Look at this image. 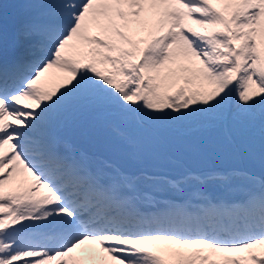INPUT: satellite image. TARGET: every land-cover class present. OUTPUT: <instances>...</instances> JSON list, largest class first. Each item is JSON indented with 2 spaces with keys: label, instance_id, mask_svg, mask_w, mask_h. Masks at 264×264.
Here are the masks:
<instances>
[{
  "label": "snow or ice",
  "instance_id": "6c2138e0",
  "mask_svg": "<svg viewBox=\"0 0 264 264\" xmlns=\"http://www.w3.org/2000/svg\"><path fill=\"white\" fill-rule=\"evenodd\" d=\"M12 8L0 264H264V0ZM192 118L193 138L157 133Z\"/></svg>",
  "mask_w": 264,
  "mask_h": 264
},
{
  "label": "rangeland",
  "instance_id": "374dc122",
  "mask_svg": "<svg viewBox=\"0 0 264 264\" xmlns=\"http://www.w3.org/2000/svg\"><path fill=\"white\" fill-rule=\"evenodd\" d=\"M4 6L5 8L11 12L13 11V8L11 7V9L9 10V8L7 7V2H9V0H4ZM10 4H12V2H14L13 0H10ZM15 4V2L13 3ZM12 4V5H13ZM169 126V130H163V129H157V131L160 132V136L163 137L164 133L168 134L169 137L173 140V141H183L186 139H190L193 138L195 136H197L199 133H196V129L199 126H201V124L199 123V121L196 118H192L189 120L188 123L184 124L182 123L181 126L179 128H177V126L175 125V123H168ZM169 131H173V135L169 134ZM192 133H194L195 135H193ZM258 135V133H257ZM79 146L86 151L89 155H92L95 151L94 147L89 143V141L87 139H81ZM228 164H231L232 166H244L241 162L238 164L237 161H231V162H227ZM216 166H226V162H217Z\"/></svg>",
  "mask_w": 264,
  "mask_h": 264
}]
</instances>
